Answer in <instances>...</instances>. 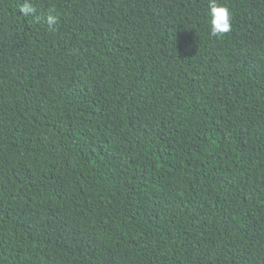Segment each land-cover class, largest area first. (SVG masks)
I'll use <instances>...</instances> for the list:
<instances>
[{
  "label": "trees",
  "instance_id": "1",
  "mask_svg": "<svg viewBox=\"0 0 264 264\" xmlns=\"http://www.w3.org/2000/svg\"><path fill=\"white\" fill-rule=\"evenodd\" d=\"M31 2L0 0V264H264V0L221 36L209 0Z\"/></svg>",
  "mask_w": 264,
  "mask_h": 264
},
{
  "label": "clouds",
  "instance_id": "2",
  "mask_svg": "<svg viewBox=\"0 0 264 264\" xmlns=\"http://www.w3.org/2000/svg\"><path fill=\"white\" fill-rule=\"evenodd\" d=\"M18 11L22 16H33L39 22L41 17L36 14V8L31 0H22L18 7ZM208 15L210 18V34L212 36H221L232 30V14L228 7L218 3V0H209ZM44 23L48 29L54 30L58 23V17L55 9H49L48 13L43 17Z\"/></svg>",
  "mask_w": 264,
  "mask_h": 264
}]
</instances>
